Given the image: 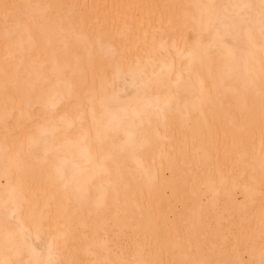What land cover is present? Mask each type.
I'll use <instances>...</instances> for the list:
<instances>
[{"label":"bare ground","instance_id":"6f19581e","mask_svg":"<svg viewBox=\"0 0 264 264\" xmlns=\"http://www.w3.org/2000/svg\"><path fill=\"white\" fill-rule=\"evenodd\" d=\"M264 0H0V264H264Z\"/></svg>","mask_w":264,"mask_h":264},{"label":"snow or ice","instance_id":"6c2138e0","mask_svg":"<svg viewBox=\"0 0 264 264\" xmlns=\"http://www.w3.org/2000/svg\"><path fill=\"white\" fill-rule=\"evenodd\" d=\"M262 7H264V3H262Z\"/></svg>","mask_w":264,"mask_h":264}]
</instances>
